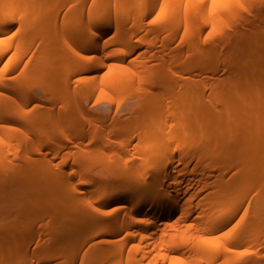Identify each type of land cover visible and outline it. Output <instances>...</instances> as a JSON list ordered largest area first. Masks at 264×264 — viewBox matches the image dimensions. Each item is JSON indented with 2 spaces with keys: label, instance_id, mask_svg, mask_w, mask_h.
Wrapping results in <instances>:
<instances>
[{
  "label": "bare ground",
  "instance_id": "1",
  "mask_svg": "<svg viewBox=\"0 0 264 264\" xmlns=\"http://www.w3.org/2000/svg\"><path fill=\"white\" fill-rule=\"evenodd\" d=\"M10 28L0 42V62L11 53L0 65V201L16 198L0 222V264H264V0H0V33ZM32 41L47 50L25 59ZM142 45L148 58L128 64ZM65 64L85 76L61 78ZM103 65L100 79L89 75ZM38 83L45 94L32 92ZM139 83L145 91L132 92ZM99 89L136 97L119 129L81 102ZM132 135L144 141L142 169L92 176L106 157L110 167L133 154ZM102 137L115 159L87 148ZM41 166L46 186L28 182ZM27 219L39 225L28 235ZM60 241L72 245L35 251Z\"/></svg>",
  "mask_w": 264,
  "mask_h": 264
},
{
  "label": "rangeland",
  "instance_id": "2",
  "mask_svg": "<svg viewBox=\"0 0 264 264\" xmlns=\"http://www.w3.org/2000/svg\"><path fill=\"white\" fill-rule=\"evenodd\" d=\"M14 29L10 28L8 30H6L5 32L3 33H0V42L3 38H7L8 36H10L12 33H13ZM109 35L103 37V38H98V40L96 41H86L84 44L87 46L89 44H93L94 42H104L106 40V38L108 37ZM132 40L137 43V37L136 36H133L132 37ZM28 50H27V53L25 55V59H28L31 55L33 57H37V56H40L42 55L46 50H47V47H45L44 45H41L39 44L37 41H32L30 43H28ZM145 45H142L141 47H139V49L137 48L133 53L129 54L127 56V62L128 64L129 63H132V64H137L140 60H144L146 58H148L149 56V52H146L144 49H145ZM144 50V51H143ZM147 53L145 54V56L143 57H140L139 55H142L143 53ZM11 56V53H7L6 56L3 58V60L0 62V65L8 58H10ZM85 58H87V65L89 66H94L96 60H95V57L92 53L88 54L85 56ZM131 64V66H132ZM130 66V67H131ZM108 65H103L101 67V70L100 71H96L94 73H89V75H93V74H97V79H100L101 75L105 72V70L107 69ZM73 68V64H65L63 65L62 67L59 68V75L61 76V78L67 76L69 74V77H72L73 78H77V77H83L85 76L84 73H71V69ZM87 75V76H89ZM154 82V81H153ZM41 84L43 83H38L37 85L33 86L32 87V92L33 93H36L38 95H43L45 94V91L43 89V87L41 86ZM138 84V83H137ZM133 85L135 87L132 86L131 87V91L135 93V90H136V87L139 91L136 90V92H143L145 91L144 88H142V90L140 89L141 87H144L145 85H141V83H139V85ZM156 84L155 82L152 83V85ZM44 85V84H43ZM140 86V88H139ZM146 87V86H145ZM146 89V88H145ZM101 90L102 89H99L97 90L93 96L90 98V99H82V103L84 105V107L86 108H90L94 111H96V115L98 116V118H101L100 116L103 115L104 113H107V117L108 119L106 118L104 120L105 122V125L104 127L108 130V129H112V130H116V129H119V122L117 123L116 122V119L121 116L122 114L126 113V111L128 110L129 106L130 105H133L134 103H132L133 100H135L136 97L132 96V95H129L127 97H125L124 95H115V96H108V95H101ZM57 92L59 93H62V90H57ZM58 94V93H57ZM64 96V95H63ZM42 99L43 96H41ZM116 104H118V109L116 111H111L110 107H114L116 106ZM100 114H98V113ZM56 113V114H55ZM55 114V115H54ZM57 115V116H56ZM143 116V115H142ZM56 117V118H55ZM57 118H59L58 116V111H55L51 114V118L49 120V122L46 124L47 126H45L44 129H46V131H50L49 129H51L52 132H54V130L56 131V128L58 127L57 125ZM82 118V119H81ZM80 118V121L82 122H85L83 119V117ZM123 120L125 119L124 117H122ZM128 118V117H127ZM126 118V119H127ZM226 118V114H223L221 115V119L224 120ZM48 127V128H47ZM48 129V130H47ZM226 129V128H225ZM45 131V132H46ZM50 131V132H51ZM43 132L41 135V138L40 140L43 141L48 135ZM48 132V133H50ZM119 134L117 133H111L110 137L111 138H118ZM91 141L89 142L87 139H85V142H86V146L87 148H89L90 150L92 151H99V149L102 147L104 148V150H107L109 152V154L111 155V158L112 159H115L117 157V150L116 149H113L111 145V143L109 142V140L105 137H102L100 139V141H95L94 139H90ZM143 140L139 137V136H136V135H132L131 138L129 139L128 141V145H127V148L129 149V151H133V154H129L128 157L126 159H119V162L118 161H115L113 162L112 164H110L109 166L110 167H107V161H108V158L106 157L105 159H103V161H99L97 163H95L89 171H91V175L94 176V177H97L99 173L101 172H105L104 173V178L103 179H106V178H110L112 177L113 175L121 172L123 169L127 168V167H135V168H138V169H142L145 161L138 158L136 156L137 152H139L140 150V146L143 144ZM102 143V144H100ZM85 147V146H84ZM136 148V149H135ZM135 149V150H134ZM69 153H68V149H64L62 150L61 152H59L55 157H54V162H57V161H60L62 159V157H65L67 156ZM99 155H102V153H98ZM48 156H51V154L49 153ZM62 164H64V173L65 174H70L71 178L73 179H76L77 178V173L74 171L76 169H78L75 165H72L71 162L69 160L63 162ZM69 172V173H67ZM52 176V174H49L47 171L44 170L43 166L41 167H38L36 170H34V172L32 173H29V176H28V182H31L33 184H36L38 186H44L46 184V180L50 179V177ZM44 183V185H43ZM37 186V188H38ZM46 186V185H45ZM42 189V188H41ZM46 191H44V188H43V195L44 197L43 198H48L47 197V189L45 188ZM255 191V190H254ZM47 192V193H46ZM46 193V194H45ZM15 198L16 196L14 194H11L8 196V199L7 201L3 200V202L0 201V222L3 220V217L6 216V208H10L11 206H8L9 205V202L10 201H15ZM9 200V202H8ZM46 200V199H45ZM262 200H264V196L262 197ZM251 206L249 207V210H248V213H249V216H252L254 214V210L256 209V206L258 205V203H255V202H251L250 204ZM19 206V205H17ZM19 209V207H15V210ZM8 210V209H7ZM13 212L15 211L14 208L12 209ZM11 210V212H12ZM242 211V209H240ZM9 211V210H8ZM240 211V212H241ZM239 212V213H240ZM38 216V215H37ZM36 215H32L31 218H34V217H37ZM38 218V217H37ZM5 220V218H4ZM30 220V218H29ZM29 220L27 219L26 220V223L23 224V226H21L22 228V231L28 235L32 232H34V227H38L36 226V220L34 221L35 224L31 225L29 223ZM32 220V219H31ZM30 220V221H31ZM34 220V219H33ZM32 220V221H33ZM31 221V223H32ZM39 222V219L37 220ZM41 221V220H40ZM33 222V223H34ZM2 223V222H1ZM30 224V226H29ZM38 224V223H37ZM39 224L43 225V228L47 229L49 228V224L46 222V218L44 219L43 218V221L39 222ZM33 226V228H32ZM91 231V229H88V230H85L81 233L82 236L86 235L87 233H89ZM48 232V231H47ZM1 237V236H0ZM97 238H99V236H97ZM1 243V246L4 244V242H0ZM72 245V242H68V241H65V242H58L56 245H54L53 247H43L41 246L42 248L40 247H37L35 249V251H65L67 250L70 246ZM88 243L84 244L81 248V251H87V248H88ZM15 247V246H14ZM32 247V246H31ZM4 254L5 252H7V250L5 251H2ZM0 252V253H2ZM2 253V254H3ZM24 254V253H23ZM23 254H18L19 257L22 259H24V255ZM24 257H22V256ZM26 258V257H25ZM28 258V257H27ZM57 259H53L51 261V263L54 262H57L56 261ZM59 260V259H58ZM25 261V260H24ZM3 264H9L8 262H5Z\"/></svg>",
  "mask_w": 264,
  "mask_h": 264
},
{
  "label": "snow or ice",
  "instance_id": "3",
  "mask_svg": "<svg viewBox=\"0 0 264 264\" xmlns=\"http://www.w3.org/2000/svg\"><path fill=\"white\" fill-rule=\"evenodd\" d=\"M226 235V234H225ZM209 241H205V243H208Z\"/></svg>",
  "mask_w": 264,
  "mask_h": 264
}]
</instances>
